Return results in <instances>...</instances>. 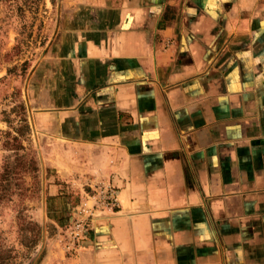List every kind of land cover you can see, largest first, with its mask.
Returning a JSON list of instances; mask_svg holds the SVG:
<instances>
[{"label":"crops","instance_id":"crops-1","mask_svg":"<svg viewBox=\"0 0 264 264\" xmlns=\"http://www.w3.org/2000/svg\"><path fill=\"white\" fill-rule=\"evenodd\" d=\"M79 3L47 160L119 206L40 264H264V0Z\"/></svg>","mask_w":264,"mask_h":264},{"label":"rangeland","instance_id":"rangeland-1","mask_svg":"<svg viewBox=\"0 0 264 264\" xmlns=\"http://www.w3.org/2000/svg\"><path fill=\"white\" fill-rule=\"evenodd\" d=\"M82 8L79 0H38L23 11L0 6V170L9 155L2 147L4 133L19 127L21 120H26L29 134L19 142L32 159V172L23 176L31 191L13 198V204L25 208L23 215L16 218L13 205L0 215V238L13 249L9 255L1 251L0 264H40L48 242L59 234L64 237L80 219L79 208L93 202L92 189L80 190L63 180L48 165L46 154L52 145L45 130H54L51 104L61 95L51 90L60 87L57 54L62 34L76 24L78 13L83 16Z\"/></svg>","mask_w":264,"mask_h":264},{"label":"trees","instance_id":"trees-1","mask_svg":"<svg viewBox=\"0 0 264 264\" xmlns=\"http://www.w3.org/2000/svg\"><path fill=\"white\" fill-rule=\"evenodd\" d=\"M38 0H0V6L4 5L10 10L16 9L23 11L24 9H31L32 5H36ZM18 107V106H17ZM14 108H12V112ZM11 127V122L6 121ZM12 131L4 133L5 140L2 147L9 152L6 157L5 163L0 170V215L2 209L6 206H12L16 211V218L23 215L24 207L13 204V198L17 194L23 195L31 191V188H27L23 181L24 174L32 172V159L25 153L23 146L20 144L19 139L29 134V126L26 120H21L19 127L10 128ZM23 131V132H22ZM11 154V155H10ZM12 159V161H10ZM32 227V222H28ZM9 254L13 252V249L7 248L0 238V254L1 251ZM11 257V256H9Z\"/></svg>","mask_w":264,"mask_h":264},{"label":"built area","instance_id":"built-area-1","mask_svg":"<svg viewBox=\"0 0 264 264\" xmlns=\"http://www.w3.org/2000/svg\"><path fill=\"white\" fill-rule=\"evenodd\" d=\"M89 188L93 192L91 207H80V219L73 222L65 232V247L66 251L70 253L77 249L93 218L105 211L115 212L118 210V190L110 182L96 183L93 187L89 186Z\"/></svg>","mask_w":264,"mask_h":264}]
</instances>
